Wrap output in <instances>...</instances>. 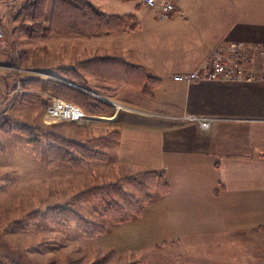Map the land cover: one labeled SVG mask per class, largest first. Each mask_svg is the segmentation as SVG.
<instances>
[{
    "label": "rangeland",
    "instance_id": "1",
    "mask_svg": "<svg viewBox=\"0 0 264 264\" xmlns=\"http://www.w3.org/2000/svg\"><path fill=\"white\" fill-rule=\"evenodd\" d=\"M30 1L0 0L4 32L0 41V264H264V196H260L264 181L260 184L259 173L254 202L243 197L237 202L224 195L222 208L221 198L209 199L222 211L216 219L200 221L187 220L179 213L184 209L172 203L168 211L173 224L166 228L159 214L166 208L162 198L170 193L165 172L120 156L124 130L139 126L143 116L126 112L134 110L114 96L119 84L108 87V81L88 76L92 87L113 90L90 91L109 105L107 114L84 111L86 117L80 121L45 117L51 102L61 99L47 90V82L63 80L64 70L86 56H103L105 35L85 38L41 29L28 35L40 21L31 17ZM93 1L111 8L106 0ZM158 122L162 121L155 118ZM69 142L90 146L101 156L71 163L67 158L77 159ZM151 171L162 174L163 187L155 177L157 183L148 188L150 199L142 211L113 223L111 214L104 213L97 189L117 184L139 196L133 181ZM57 209H70L99 224L101 231L87 235L74 222L62 224L55 216ZM235 221L238 226L232 227Z\"/></svg>",
    "mask_w": 264,
    "mask_h": 264
},
{
    "label": "crops",
    "instance_id": "2",
    "mask_svg": "<svg viewBox=\"0 0 264 264\" xmlns=\"http://www.w3.org/2000/svg\"><path fill=\"white\" fill-rule=\"evenodd\" d=\"M86 1L106 14L134 17V28L101 37L107 44L103 55L140 67L136 75L142 82L145 76L157 79L151 96L123 83L114 96L134 110L127 113L143 116L139 126L124 130L121 158L167 176L170 193L162 198L165 211L159 210L163 225L173 224L168 211L172 203L184 209L179 213L187 220L200 221L216 219L222 211L209 199L227 195L237 202L242 197L253 201L256 173L260 184L264 181V82H185L173 77L199 67L216 45L264 43V0H173L176 11L163 19L144 0L104 1L111 8ZM107 81L108 87L115 85ZM186 112L214 120L207 130L194 121H182L188 124L180 127L164 124L180 121L177 117ZM155 118L162 122L155 124ZM261 189L264 196V185ZM220 203L223 208L225 202ZM237 226L235 221L232 227Z\"/></svg>",
    "mask_w": 264,
    "mask_h": 264
},
{
    "label": "trees",
    "instance_id": "3",
    "mask_svg": "<svg viewBox=\"0 0 264 264\" xmlns=\"http://www.w3.org/2000/svg\"><path fill=\"white\" fill-rule=\"evenodd\" d=\"M48 0H31L28 7L33 19H39L38 24L30 27L32 35L38 30H48L62 35H76L85 38L100 37L109 33L132 29L135 27L134 17L132 15H112L100 11L96 6L86 0H51L50 9L47 11ZM133 1V0H122ZM45 21V22H43ZM140 67L133 66L121 58L110 56H96L84 61L76 62L73 67L65 69L63 80H54L47 82V90L60 97L62 100L74 103L84 111L104 115L109 112V105L97 97L91 95V90L111 91L106 86L90 85L88 76L98 78L104 81L111 80L115 84H125L138 88L146 96H151L152 89L157 84V79L151 76H145V81L138 80L136 73L141 72ZM25 132V131H20ZM106 143H107V138ZM109 145V143H107ZM71 150L78 156L67 158L71 163H82V161L96 158L100 154L87 145L69 142L67 144ZM66 148V147H65ZM67 149V148H66ZM65 149V150H66ZM101 156V155H100ZM65 161V160H63ZM74 161V162H72ZM136 180L128 179L126 182L133 181L139 192V196L125 192L119 185L110 184L97 189L96 195L100 198L101 206H104V213L111 214L113 223L127 221L139 214L145 204L150 199L149 191L158 182L159 187H163L164 181H161L162 174H156L155 171L142 173ZM155 177L157 182H155ZM160 181V182H159ZM54 212L56 218L62 224L76 223L80 231L87 235H94L101 231V226L89 220L70 209H57ZM53 216V217H55ZM56 219V220H57Z\"/></svg>",
    "mask_w": 264,
    "mask_h": 264
},
{
    "label": "built area",
    "instance_id": "4",
    "mask_svg": "<svg viewBox=\"0 0 264 264\" xmlns=\"http://www.w3.org/2000/svg\"><path fill=\"white\" fill-rule=\"evenodd\" d=\"M144 3L157 10L160 19L169 17L176 11L173 0H144ZM4 32L0 27V41ZM174 81H217L227 83L264 82V43H242L230 41L210 51L204 62L191 72L178 74ZM50 121H80L86 117L78 105L62 99H54L45 110ZM180 121H194L200 129L210 128L214 119L201 118L192 113L177 117Z\"/></svg>",
    "mask_w": 264,
    "mask_h": 264
},
{
    "label": "bare ground",
    "instance_id": "5",
    "mask_svg": "<svg viewBox=\"0 0 264 264\" xmlns=\"http://www.w3.org/2000/svg\"><path fill=\"white\" fill-rule=\"evenodd\" d=\"M107 119H112V117H109V118H107Z\"/></svg>",
    "mask_w": 264,
    "mask_h": 264
}]
</instances>
